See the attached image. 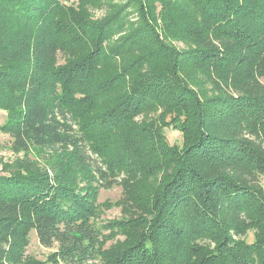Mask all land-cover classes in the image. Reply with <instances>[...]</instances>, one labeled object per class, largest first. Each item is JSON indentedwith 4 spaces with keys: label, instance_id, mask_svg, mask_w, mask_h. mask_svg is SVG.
Segmentation results:
<instances>
[{
    "label": "trees",
    "instance_id": "obj_1",
    "mask_svg": "<svg viewBox=\"0 0 264 264\" xmlns=\"http://www.w3.org/2000/svg\"><path fill=\"white\" fill-rule=\"evenodd\" d=\"M98 2L0 0V264H264V0Z\"/></svg>",
    "mask_w": 264,
    "mask_h": 264
},
{
    "label": "rangeland",
    "instance_id": "obj_2",
    "mask_svg": "<svg viewBox=\"0 0 264 264\" xmlns=\"http://www.w3.org/2000/svg\"><path fill=\"white\" fill-rule=\"evenodd\" d=\"M67 1L69 4L72 2H80V0ZM128 4L129 0H99L98 5L90 8V12L95 18H97L103 16L105 13H110V11L119 9L122 13V18L126 20H134L136 16L133 10H131L132 8H125ZM6 117V111L0 108V125L5 123ZM174 133L175 132L168 131L171 140L174 138ZM10 144L11 143L8 135L0 131V173L13 172L16 166L25 164L27 161L26 159H29V161L32 163L36 162V164H39V166L44 167L43 159L37 158L36 153L32 152L30 156L24 158L22 153L18 155L14 154V152L11 150ZM122 194V188L119 184H114L110 189H100L97 198L98 203L111 202L108 207L104 206V212L100 217L102 221H111L115 218H121V208L115 204V201L119 199ZM29 236L30 243L27 247V253L40 261L42 264H53L50 260V255L55 251L54 248H45L41 246L38 243L33 230H31ZM248 239H251V234H248Z\"/></svg>",
    "mask_w": 264,
    "mask_h": 264
}]
</instances>
